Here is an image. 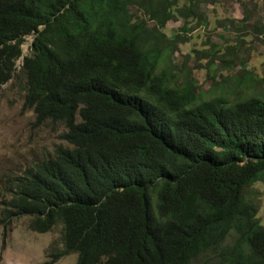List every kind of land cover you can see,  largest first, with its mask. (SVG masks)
Returning a JSON list of instances; mask_svg holds the SVG:
<instances>
[{
	"label": "trees",
	"instance_id": "trees-1",
	"mask_svg": "<svg viewBox=\"0 0 264 264\" xmlns=\"http://www.w3.org/2000/svg\"><path fill=\"white\" fill-rule=\"evenodd\" d=\"M197 6L0 0V87L20 84L35 121L62 126L63 143L9 175L0 205L3 234L21 215L39 233L60 226L42 264L70 253L75 264H264V224L246 194L264 183V96L193 91L171 57L205 22ZM248 13L229 22L241 30ZM251 31L264 40L263 23ZM245 43L209 41L184 57L228 68Z\"/></svg>",
	"mask_w": 264,
	"mask_h": 264
},
{
	"label": "rangeland",
	"instance_id": "rangeland-1",
	"mask_svg": "<svg viewBox=\"0 0 264 264\" xmlns=\"http://www.w3.org/2000/svg\"><path fill=\"white\" fill-rule=\"evenodd\" d=\"M197 12L201 13L204 23L195 26L187 42L178 44L179 51L171 57L176 65L189 69L195 86L193 91L201 99L221 97L233 100L243 95L264 96V40L256 37L254 25L264 24L263 0H196ZM187 0H178L179 5ZM249 18L242 22L241 30L229 22ZM182 19L169 20L164 28L172 36L182 25ZM197 24V20H193ZM240 35L250 43H245L241 50V61L224 68L219 62L207 65V57H195L191 49L208 47V42H231ZM32 35L24 37L23 55L28 54ZM205 44V45H204ZM188 57H184L186 54ZM183 55V57H181ZM235 58V57H234ZM21 61H16V70ZM21 85L8 81L0 87V205L2 193L7 185V178L14 173H22L25 167L40 160L52 152L53 148L63 143L59 137L60 123H37L32 110L24 109ZM246 194L254 199L256 216L264 224V183H252ZM29 218L21 215L7 224L5 234L0 223V264H42L51 250L50 244H59L60 226L47 232H36L28 227ZM231 236L229 237V239ZM228 240V239H227ZM208 255H204L206 258ZM76 253L58 258L52 264H75ZM202 259V257H201ZM193 262L194 264L197 263Z\"/></svg>",
	"mask_w": 264,
	"mask_h": 264
},
{
	"label": "clouds",
	"instance_id": "clouds-1",
	"mask_svg": "<svg viewBox=\"0 0 264 264\" xmlns=\"http://www.w3.org/2000/svg\"><path fill=\"white\" fill-rule=\"evenodd\" d=\"M31 34H32V33H30V35H31ZM27 35H28V34H27ZM32 36H33V34H32ZM32 39H33V37H32ZM31 42H32V40H31ZM21 48H22V45H21ZM28 51H29V47H28ZM22 56H23V52H22L21 57L18 58L20 61L22 60ZM18 59H17V60H18ZM17 60H16V61H17ZM20 64H21V63H20ZM19 67H20V66H19Z\"/></svg>",
	"mask_w": 264,
	"mask_h": 264
},
{
	"label": "water",
	"instance_id": "water-1",
	"mask_svg": "<svg viewBox=\"0 0 264 264\" xmlns=\"http://www.w3.org/2000/svg\"><path fill=\"white\" fill-rule=\"evenodd\" d=\"M32 35V34H31Z\"/></svg>",
	"mask_w": 264,
	"mask_h": 264
}]
</instances>
